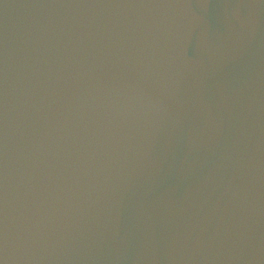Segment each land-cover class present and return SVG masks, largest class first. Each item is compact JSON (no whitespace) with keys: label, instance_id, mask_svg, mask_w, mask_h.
<instances>
[{"label":"water","instance_id":"water-1","mask_svg":"<svg viewBox=\"0 0 264 264\" xmlns=\"http://www.w3.org/2000/svg\"><path fill=\"white\" fill-rule=\"evenodd\" d=\"M0 264H264V0H0Z\"/></svg>","mask_w":264,"mask_h":264}]
</instances>
